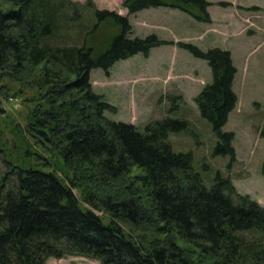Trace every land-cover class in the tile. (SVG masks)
Masks as SVG:
<instances>
[{
	"label": "trees",
	"instance_id": "trees-1",
	"mask_svg": "<svg viewBox=\"0 0 264 264\" xmlns=\"http://www.w3.org/2000/svg\"><path fill=\"white\" fill-rule=\"evenodd\" d=\"M209 3L123 1L129 14L170 6L205 20ZM71 9L79 11L78 3L0 0L1 73L23 85L46 88L53 99V109L30 114L24 133L51 144L63 141L59 155L64 161L77 158L105 180L119 179L135 166L140 171L134 188L128 185L122 197L111 194L101 199L98 209L112 213L106 223L97 212L81 206L62 171L34 151L24 135L12 148L0 137V161L7 166L0 180V264H45L50 256L68 254L90 256L102 264H264V205L238 193L231 180L219 174L211 186L205 184L192 154L175 151L167 139L169 131L184 129L187 121L166 117L142 130L112 120L105 111H114V106L93 89V68L109 70L116 61L140 52L147 56L163 40L156 34L132 37L129 14L96 8L98 21L112 18L121 27L104 51L99 53L86 42L61 45L52 38L68 22ZM184 46L212 67L214 80L197 103L218 134L216 154L233 156L232 132L222 130L237 102L230 53L218 47L204 51L190 43ZM66 96L69 104L61 103ZM142 199L149 203L151 216L140 208ZM120 218L135 224L152 222L167 239L148 248L126 234Z\"/></svg>",
	"mask_w": 264,
	"mask_h": 264
},
{
	"label": "rangeland",
	"instance_id": "rangeland-1",
	"mask_svg": "<svg viewBox=\"0 0 264 264\" xmlns=\"http://www.w3.org/2000/svg\"><path fill=\"white\" fill-rule=\"evenodd\" d=\"M72 1L78 3L79 11H67L71 17L64 18L68 22H64L52 40L61 45L81 46L86 42L95 45V51H104L121 27L112 18L98 21L95 9L121 11L126 9L124 0ZM208 1V20L178 7H171L163 14L151 13V9L129 14L133 23L130 36L156 34L163 42L152 47L147 56L140 52L116 61L109 70L93 68L90 80L94 91L114 106V111H105L112 120L130 122L142 130L147 123L166 117L186 120L187 127L169 131L167 139L175 151L192 154L195 168L205 184L211 186L219 174L229 178L238 193L247 194L264 205V0ZM172 8L177 10L174 12ZM192 11L200 13L195 8ZM185 43L204 51L215 47L227 50L236 67L233 89L237 102L222 127L232 132L233 156L216 154L218 134L212 123L202 116L197 103L198 95L214 80L212 67L206 58L185 47ZM40 68L36 67L35 72ZM67 96L66 100L60 99L61 103L69 104ZM50 109H53V99L46 88L31 83L23 85L0 71L1 140L12 148L24 135L23 139L31 142L34 151L50 159L55 169L62 171L81 206L94 210L109 223L112 213L98 209L101 199L111 194L122 197L128 185L134 188L139 168L133 167L119 179L105 180L77 158L64 161L59 155L63 141L51 144L45 138L35 139L24 133L30 114H42ZM55 136L59 139L57 133ZM6 169L1 160L0 180ZM140 208L150 211L147 200L142 199ZM118 221L126 234L148 248L167 239V234L160 232L152 222L135 224L122 218ZM181 244L192 249L190 245ZM45 264L102 262L86 255L68 254L50 256Z\"/></svg>",
	"mask_w": 264,
	"mask_h": 264
},
{
	"label": "crops",
	"instance_id": "crops-1",
	"mask_svg": "<svg viewBox=\"0 0 264 264\" xmlns=\"http://www.w3.org/2000/svg\"><path fill=\"white\" fill-rule=\"evenodd\" d=\"M124 8H126V9H122L121 11H117V12H119V13H121V14H123V15H128L129 14V12H128V9H127V7H125L124 6ZM149 9H151L152 10V12L151 13H155V12H159V13H165V12H167L169 9H171V7L169 8V7H165V6H158V7H149V8H144V9H142V10H149ZM112 10H115V9H112ZM142 10H139V11H137V13L138 12H140V11H142ZM172 10H174V12L177 10V9H173L172 8ZM174 12H172V13H174ZM132 14V13H131ZM130 14V15H131ZM133 14H135V12L133 13ZM132 23V22H131ZM132 25H133V23H132ZM133 31V30H132ZM133 36H141V35H136V34H133ZM137 54H139V53H137ZM136 55V54H135Z\"/></svg>",
	"mask_w": 264,
	"mask_h": 264
}]
</instances>
